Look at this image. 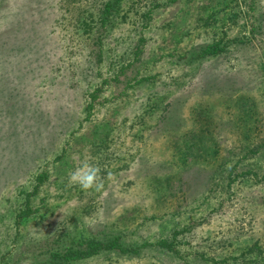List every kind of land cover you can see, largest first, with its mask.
<instances>
[{
	"label": "rangeland",
	"instance_id": "obj_1",
	"mask_svg": "<svg viewBox=\"0 0 264 264\" xmlns=\"http://www.w3.org/2000/svg\"><path fill=\"white\" fill-rule=\"evenodd\" d=\"M112 2L0 0V264H264V0Z\"/></svg>",
	"mask_w": 264,
	"mask_h": 264
},
{
	"label": "trees",
	"instance_id": "obj_2",
	"mask_svg": "<svg viewBox=\"0 0 264 264\" xmlns=\"http://www.w3.org/2000/svg\"><path fill=\"white\" fill-rule=\"evenodd\" d=\"M113 3L114 2L109 4L108 10H112V8L114 7V4L115 3L119 4L120 0H116V2L114 4ZM222 50L223 48L220 47L219 44L207 45L201 50V52L197 56L195 55V57H192V58L193 60L194 58L205 59L207 57H211V56L219 54L220 52H222ZM80 246H81L80 248L82 249H73V248L71 249L70 248L63 253H55L53 254V258L61 263H70L76 260L89 259L103 252L119 251L123 254H126V253L138 254L142 248H145L148 246H158L166 250H174L175 248V245L172 242H168L166 240L160 241L159 243L155 245L146 243L145 245L141 246V248L140 247L132 248V247L126 246L121 241L120 238H114L108 242H103L98 239H93L90 241L82 242Z\"/></svg>",
	"mask_w": 264,
	"mask_h": 264
},
{
	"label": "clouds",
	"instance_id": "obj_3",
	"mask_svg": "<svg viewBox=\"0 0 264 264\" xmlns=\"http://www.w3.org/2000/svg\"><path fill=\"white\" fill-rule=\"evenodd\" d=\"M69 183L78 185L82 190L101 191L104 187L99 167L84 161L81 166L71 171L68 176Z\"/></svg>",
	"mask_w": 264,
	"mask_h": 264
}]
</instances>
